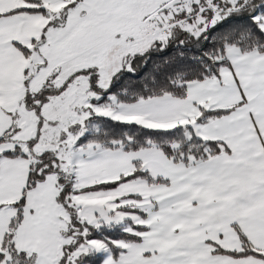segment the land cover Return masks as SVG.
Listing matches in <instances>:
<instances>
[{
	"label": "snow or ice",
	"instance_id": "snow-or-ice-1",
	"mask_svg": "<svg viewBox=\"0 0 264 264\" xmlns=\"http://www.w3.org/2000/svg\"><path fill=\"white\" fill-rule=\"evenodd\" d=\"M0 264H264V0H0Z\"/></svg>",
	"mask_w": 264,
	"mask_h": 264
}]
</instances>
